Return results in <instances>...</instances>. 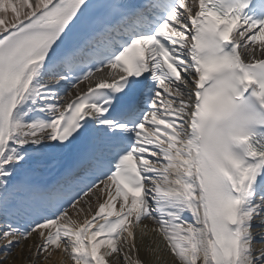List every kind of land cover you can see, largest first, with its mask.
<instances>
[{
    "label": "snow or ice",
    "instance_id": "snow-or-ice-1",
    "mask_svg": "<svg viewBox=\"0 0 264 264\" xmlns=\"http://www.w3.org/2000/svg\"><path fill=\"white\" fill-rule=\"evenodd\" d=\"M256 229L264 0H0V264H264Z\"/></svg>",
    "mask_w": 264,
    "mask_h": 264
},
{
    "label": "bare ground",
    "instance_id": "bare-ground-1",
    "mask_svg": "<svg viewBox=\"0 0 264 264\" xmlns=\"http://www.w3.org/2000/svg\"><path fill=\"white\" fill-rule=\"evenodd\" d=\"M12 14L9 13L8 19H11ZM85 86H82L81 88H84ZM143 225H147V229H146V235L144 237L145 243H148L149 240L152 241H158L159 237L156 235V233L154 231H152V229L155 227L153 222L151 220H143L142 222V226ZM137 231H139V229H137ZM260 232H264V229H256L254 231V234H258ZM33 243H35V241H33ZM155 246V245H153ZM256 248H260L262 245L257 243L254 245ZM141 255L143 256L144 253L143 251L141 252ZM17 264H22L21 261H17ZM45 264H71L70 261L66 260L62 255L53 252V255L51 258H49Z\"/></svg>",
    "mask_w": 264,
    "mask_h": 264
}]
</instances>
